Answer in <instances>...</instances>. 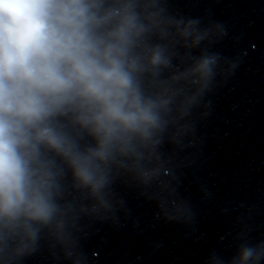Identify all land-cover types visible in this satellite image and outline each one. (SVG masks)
I'll use <instances>...</instances> for the list:
<instances>
[{
  "label": "clouds",
  "instance_id": "obj_1",
  "mask_svg": "<svg viewBox=\"0 0 264 264\" xmlns=\"http://www.w3.org/2000/svg\"><path fill=\"white\" fill-rule=\"evenodd\" d=\"M214 37L161 0H0V264L45 236L83 264L79 221L118 210V175L163 185L160 148L193 133L218 74ZM261 261L241 243L206 264Z\"/></svg>",
  "mask_w": 264,
  "mask_h": 264
}]
</instances>
